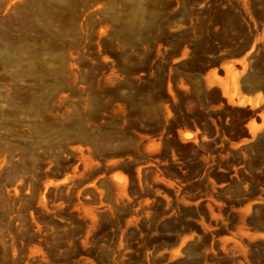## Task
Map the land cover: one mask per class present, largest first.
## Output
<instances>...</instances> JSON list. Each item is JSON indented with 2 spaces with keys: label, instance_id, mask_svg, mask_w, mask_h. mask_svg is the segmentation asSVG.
Segmentation results:
<instances>
[{
  "label": "rangeland",
  "instance_id": "374dc122",
  "mask_svg": "<svg viewBox=\"0 0 264 264\" xmlns=\"http://www.w3.org/2000/svg\"><path fill=\"white\" fill-rule=\"evenodd\" d=\"M241 81L264 0H0V264H264Z\"/></svg>",
  "mask_w": 264,
  "mask_h": 264
},
{
  "label": "crops",
  "instance_id": "0c3cea01",
  "mask_svg": "<svg viewBox=\"0 0 264 264\" xmlns=\"http://www.w3.org/2000/svg\"><path fill=\"white\" fill-rule=\"evenodd\" d=\"M203 80H204V87L206 90L218 89L221 93L222 100L223 101H229L228 97L224 93L223 88L217 82H213V80H214V72L213 71L207 72L206 75L203 76ZM240 86H241L242 97L244 99H246L247 101H252L255 105H257V103H259V102L264 101V92L262 90L257 89V88H248V87L244 86V83L242 81L240 83ZM246 106L248 108H253L251 105H246ZM256 120H257V118H253V119L249 120L247 122V124L245 125V127L249 131V133H250V127L254 126V122H256ZM184 133H191L193 136L191 138V140H196V139L201 138V136L198 135L196 131H188V132H184Z\"/></svg>",
  "mask_w": 264,
  "mask_h": 264
},
{
  "label": "bare ground",
  "instance_id": "6f19581e",
  "mask_svg": "<svg viewBox=\"0 0 264 264\" xmlns=\"http://www.w3.org/2000/svg\"><path fill=\"white\" fill-rule=\"evenodd\" d=\"M184 138L191 139L192 138V135L190 133H187V134L185 133V137Z\"/></svg>",
  "mask_w": 264,
  "mask_h": 264
}]
</instances>
